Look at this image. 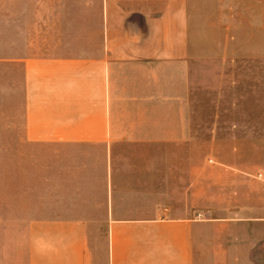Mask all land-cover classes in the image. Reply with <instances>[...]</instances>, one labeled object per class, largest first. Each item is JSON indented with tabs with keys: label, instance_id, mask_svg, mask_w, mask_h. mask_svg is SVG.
Returning a JSON list of instances; mask_svg holds the SVG:
<instances>
[{
	"label": "crops",
	"instance_id": "crops-1",
	"mask_svg": "<svg viewBox=\"0 0 264 264\" xmlns=\"http://www.w3.org/2000/svg\"><path fill=\"white\" fill-rule=\"evenodd\" d=\"M21 1L6 11L3 42L18 47L2 63L16 74L8 98L37 164L26 264H264V74L246 96L226 94L218 68L234 60L214 59V129L226 136L215 144L250 148L246 171L208 176L159 165L185 157L127 153L190 145L194 67L206 89L207 46L264 50V0ZM206 114L198 110L204 131ZM244 178L246 202L207 198ZM94 227L104 228L97 255Z\"/></svg>",
	"mask_w": 264,
	"mask_h": 264
},
{
	"label": "rangeland",
	"instance_id": "rangeland-1",
	"mask_svg": "<svg viewBox=\"0 0 264 264\" xmlns=\"http://www.w3.org/2000/svg\"><path fill=\"white\" fill-rule=\"evenodd\" d=\"M21 0H0V264H26L28 228L25 223L33 217L32 206L33 196L26 193L31 187V173L36 170L34 167L32 152L30 148L20 144L21 123L19 120L20 107L15 99L8 98L7 86L8 81H14L16 74L9 72V66L2 63L9 53H14L18 46H6L3 42L7 34L6 15L9 9L11 16L13 9L21 10ZM16 15V12H15ZM13 29V26H12ZM207 46V74L206 89L202 86L203 76L199 73V66L194 67V76L192 78L191 105L195 112L194 124L192 125V141L189 146L172 147L157 146L149 148H127V153L142 154L147 153L156 156H181L190 162L185 163H159L167 166L168 169L173 167H190L192 171L206 170L208 176H213L214 172L235 171L236 169L246 171L247 156L250 148L246 146L228 147L216 145L215 135L225 138V132H216L214 129L215 116V64L214 59L218 58L234 60L226 67H219L223 71L221 76L223 83V93L229 94L233 88L238 94L246 96L248 85H260L261 76L264 74V67L259 61L264 58L263 46ZM199 46L191 52L194 59L204 54L199 51ZM11 49V50H9ZM12 70V69H11ZM220 88V85H219ZM255 91H260L255 89ZM261 92V91H260ZM254 105L259 106L258 97L261 93H254ZM225 107L230 106V98L224 95ZM261 100V99H260ZM242 104H240L241 106ZM246 104L242 106L245 107ZM205 108L207 129L206 131L199 124L198 110ZM220 117V116H219ZM223 122L229 123L231 116L229 114L221 116ZM239 118L246 119V115L239 114ZM257 117V116H255ZM261 118V116H258ZM202 119V115H201ZM200 126V128H199ZM219 135V136H218ZM261 148H255V156L260 158L261 154L256 151ZM252 150V149H251ZM253 158V155L251 156ZM169 160V159H168ZM246 177V174H243ZM193 181V180H192ZM209 181V179H208ZM213 181V180H210ZM224 186L218 190L210 188L207 198H219L221 202H233L240 204L246 202V179H224ZM231 182V183H230ZM237 183V184H235ZM196 193L191 195L192 199L198 200L197 188L193 189ZM165 202L160 204L162 210L168 206V199L171 196H163ZM162 197V198H163ZM198 205L197 203L195 204ZM164 211V210H163ZM93 238L94 247L91 248L92 254L97 255L102 250L104 238V228H89ZM101 244V245H100ZM95 257V256H93ZM96 261V258H94Z\"/></svg>",
	"mask_w": 264,
	"mask_h": 264
}]
</instances>
